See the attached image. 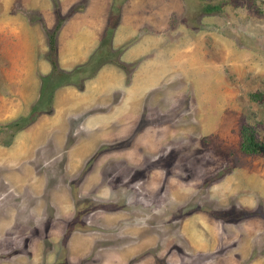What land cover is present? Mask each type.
I'll use <instances>...</instances> for the list:
<instances>
[{
  "label": "rangeland",
  "instance_id": "rangeland-1",
  "mask_svg": "<svg viewBox=\"0 0 264 264\" xmlns=\"http://www.w3.org/2000/svg\"><path fill=\"white\" fill-rule=\"evenodd\" d=\"M26 1L2 12L16 11L45 36L50 63L47 34L66 13L51 0L48 25ZM184 1L179 30L191 37L184 75L147 95L124 138H108L72 163L68 147L82 135L75 118L61 137L53 133L51 144L21 156L25 126L1 128L14 119H0V145L15 157L0 163V264H172L176 255V264H201L232 249L241 264L258 250L264 258V240L243 229L251 217L261 222L257 232L264 227V154H243L238 137L246 124L264 142V0H209L218 6L211 13L202 11L204 0ZM102 48L107 57L97 63L113 56L107 43ZM57 78L46 80L49 100L32 103L35 119L49 111L54 83L67 79ZM211 222L222 237L238 234L231 243L243 251L210 248Z\"/></svg>",
  "mask_w": 264,
  "mask_h": 264
},
{
  "label": "crops",
  "instance_id": "crops-1",
  "mask_svg": "<svg viewBox=\"0 0 264 264\" xmlns=\"http://www.w3.org/2000/svg\"><path fill=\"white\" fill-rule=\"evenodd\" d=\"M15 1L21 2L0 0V33L3 30L7 34L5 48H0V119L5 120L28 112L38 98L41 77L51 70L44 57L45 36L37 34L16 11L2 12L4 9L7 12ZM57 3L66 15L55 36V62L57 68L66 73L63 79H67L53 88L56 89L51 93L49 111L37 113L38 117L18 134L25 138L21 156L31 154V148L33 155L35 148L47 141L51 144L53 133L59 132L61 137L68 131L69 122L76 118L82 135L68 147L67 157L72 163H78L99 144L109 141L108 138H124L134 129L147 95L184 75L181 70L185 66L180 62L188 56L191 37L187 33L180 34L179 26L188 5L184 0H120L113 9L112 0H84L81 5L79 0H57ZM26 4L38 9L48 25L52 23L51 0H27ZM77 4L79 7L72 9ZM109 20L112 26L105 30ZM103 43H107L113 56L97 63L107 57ZM92 64L94 70L88 75L76 82L67 81L78 77L79 70ZM14 158L11 145L8 149L0 145V163L12 162ZM260 223L256 217H251L243 225L245 237L250 240L261 237L263 241L264 227L262 232L256 229ZM210 232V248L218 249L222 243L220 249L228 246L229 250L233 247L236 251L242 250L241 244L231 243L238 234L230 239L228 235L222 237L216 222H211ZM226 251L216 253L214 263L203 258L201 264H241V257L235 255L233 249ZM175 257L172 264L180 258ZM246 264H264L263 254L258 250Z\"/></svg>",
  "mask_w": 264,
  "mask_h": 264
},
{
  "label": "trees",
  "instance_id": "trees-1",
  "mask_svg": "<svg viewBox=\"0 0 264 264\" xmlns=\"http://www.w3.org/2000/svg\"><path fill=\"white\" fill-rule=\"evenodd\" d=\"M201 9L204 13H211L213 11H217L218 6L215 4H211V2H209V0H204L203 4L201 6ZM113 18H114V21H116L117 13H115ZM57 28H58V25L55 26V28L53 29V32L47 34L48 48H49V51L52 53V55L49 56V61H50L51 68L54 71V73H51V74L49 73L46 76H43L41 78L42 79L41 93H40V95H38L36 106H38V104H40V101L44 98V96H46L45 98L49 100V97H47V95H46L47 93L49 95L48 85H45L46 80L48 78L51 80L52 79L54 80V78H56V77H58L57 78L58 80H60V79L63 80V78L66 76L65 72H63L57 68V65L55 62V57H54V51H55L54 32L56 31ZM56 85L57 84L54 83L53 88ZM250 97H252L255 100L260 98L259 93H252L250 95ZM36 106L35 105L31 106L25 115L18 116V118H16L13 121L5 124L1 128H3V127L9 128V129L13 128L14 131H17L18 129L23 128L24 126H27L36 117L35 115H36V112L38 109ZM39 112H40V110H39ZM238 137H239V151L242 152L243 154H247V155H260V154L262 155V154H264V142L255 136L253 130L248 125H246V124L240 125L239 130H238Z\"/></svg>",
  "mask_w": 264,
  "mask_h": 264
}]
</instances>
